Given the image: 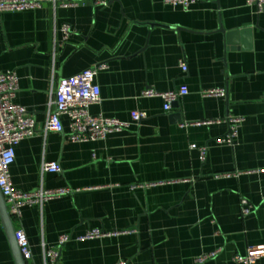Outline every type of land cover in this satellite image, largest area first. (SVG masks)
<instances>
[{
    "label": "crops",
    "instance_id": "obj_1",
    "mask_svg": "<svg viewBox=\"0 0 264 264\" xmlns=\"http://www.w3.org/2000/svg\"><path fill=\"white\" fill-rule=\"evenodd\" d=\"M64 25L72 28L67 39ZM102 64L101 101L90 112L129 128L74 143L62 116L65 132L47 131L60 80ZM0 72L17 74L14 102L37 128L15 147L14 188L71 190L13 216L34 264H48L50 250L59 264H198L207 254L216 256L203 264H242L236 256L264 244V12L246 0H198L189 9L164 0L107 7L83 0L0 13ZM182 87L189 94L170 111L162 98L142 97ZM206 90L226 95L205 97ZM134 111L147 118L133 122ZM230 116L246 120L234 147L218 144ZM193 145L208 148L204 160ZM46 163L61 171L44 172ZM94 230L105 235L84 239ZM64 235L70 239L60 247ZM0 264H18L1 216Z\"/></svg>",
    "mask_w": 264,
    "mask_h": 264
},
{
    "label": "built area",
    "instance_id": "obj_2",
    "mask_svg": "<svg viewBox=\"0 0 264 264\" xmlns=\"http://www.w3.org/2000/svg\"><path fill=\"white\" fill-rule=\"evenodd\" d=\"M83 0H0V13L22 12L42 8L46 4L53 7L68 8L76 6ZM198 0H164L165 4L181 6L189 9ZM95 6L107 7L110 0H91ZM247 5L256 9L258 14L264 12V0H246ZM65 38H69L72 28L69 25L63 26ZM184 73L188 67L184 61L180 62ZM107 69L102 64L94 66L82 73L68 79L60 80L57 89L53 93L52 104L55 111L49 114L46 130L56 133H64L65 129L61 121L62 116L70 119L68 138L74 143L93 142L106 139L110 134L122 132L129 128V123L114 118H107L103 115H92L90 107L99 104L101 101V90L96 83L99 72ZM19 78L15 72H0V189L9 207L11 216H19L24 206L43 205L44 203L61 198L71 193L70 189L45 190L39 189L35 192L24 193L14 188L10 168L15 161V147L26 138L36 134L35 120L29 115L28 110L14 102L18 91ZM189 94L187 87L169 92H158L154 89H147L142 92L144 98L160 97L165 102V111H170L174 104ZM205 97H224V90H206ZM133 122H141L147 118V114L134 111L131 114ZM245 118L230 116L226 122L229 132L218 140L219 145L234 147L239 136L240 129L245 123ZM212 123L208 122L207 124ZM200 149L202 159L206 158L207 147ZM44 172L59 173L61 167L57 163H46L43 166ZM243 216L251 213V206L247 200L241 201ZM101 230L89 232L84 239H95L104 236ZM16 239L21 254L28 264L33 263V252L26 233L23 230L16 231ZM67 235L61 236L59 246L62 247L69 241ZM216 254L203 255L196 259L198 264L214 258ZM264 258V244L251 247L245 256H236V261L242 264H256ZM48 264H59V254L55 250L46 253ZM125 264V263H121Z\"/></svg>",
    "mask_w": 264,
    "mask_h": 264
},
{
    "label": "water",
    "instance_id": "obj_3",
    "mask_svg": "<svg viewBox=\"0 0 264 264\" xmlns=\"http://www.w3.org/2000/svg\"><path fill=\"white\" fill-rule=\"evenodd\" d=\"M222 33H224V30H222ZM238 32H233L228 34V38L232 39L234 36H237ZM0 216L3 222V225L10 237V239L13 242L14 251L17 257L18 264H28L22 254L21 250L18 246L17 239H16V227L14 226L13 217L11 216L9 212V207L5 201V198L3 196V193L0 189Z\"/></svg>",
    "mask_w": 264,
    "mask_h": 264
}]
</instances>
